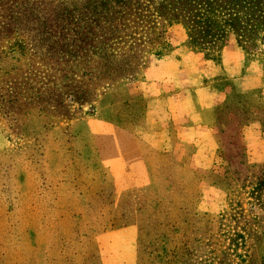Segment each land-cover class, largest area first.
Masks as SVG:
<instances>
[{
  "label": "rangeland",
  "instance_id": "obj_1",
  "mask_svg": "<svg viewBox=\"0 0 264 264\" xmlns=\"http://www.w3.org/2000/svg\"><path fill=\"white\" fill-rule=\"evenodd\" d=\"M9 5L0 28V264H264V165L243 162L237 125L222 134L231 169L196 171L204 187L215 184L202 193L201 180L182 183L171 160L136 138L150 119L146 67L174 39L186 35L187 48L216 62L236 40L264 79V29L193 45L160 0Z\"/></svg>",
  "mask_w": 264,
  "mask_h": 264
},
{
  "label": "crops",
  "instance_id": "obj_2",
  "mask_svg": "<svg viewBox=\"0 0 264 264\" xmlns=\"http://www.w3.org/2000/svg\"><path fill=\"white\" fill-rule=\"evenodd\" d=\"M185 41L186 35L174 39V50L146 67L150 119L137 141L150 155L171 160L181 182L193 187L201 180L196 171L231 169L222 134L234 123L243 162L264 165V79L246 64L236 40L226 44L220 62L187 48ZM203 183L201 193L215 187Z\"/></svg>",
  "mask_w": 264,
  "mask_h": 264
},
{
  "label": "trees",
  "instance_id": "obj_3",
  "mask_svg": "<svg viewBox=\"0 0 264 264\" xmlns=\"http://www.w3.org/2000/svg\"><path fill=\"white\" fill-rule=\"evenodd\" d=\"M19 1L0 0V28L5 23L6 12L11 9L9 3L12 6ZM159 6L169 9L166 14L186 27L193 45L217 43L225 39L229 29L234 30L242 42L252 38V33L260 28L264 29V0H160Z\"/></svg>",
  "mask_w": 264,
  "mask_h": 264
}]
</instances>
